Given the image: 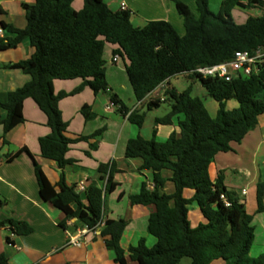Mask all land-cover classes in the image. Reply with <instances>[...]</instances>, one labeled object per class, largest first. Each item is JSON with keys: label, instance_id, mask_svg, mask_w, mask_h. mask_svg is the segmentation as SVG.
Instances as JSON below:
<instances>
[{"label": "trees", "instance_id": "obj_1", "mask_svg": "<svg viewBox=\"0 0 264 264\" xmlns=\"http://www.w3.org/2000/svg\"><path fill=\"white\" fill-rule=\"evenodd\" d=\"M74 1L34 0L32 5H24V28L1 23L2 28L15 33V37L0 41V49L16 47L26 38L34 48L29 58L8 64L31 78L9 92L6 101L0 102V110L7 111L5 118L0 115L3 141L6 142V134L24 120V100L32 99L45 114L50 128L47 135L39 138L41 156L54 161L59 169V180L53 185L36 161L34 174L40 197L64 213L59 225L65 228L67 220L76 218L88 229L100 227L104 195L116 187L113 165L107 170L104 187L96 182L86 187L85 203L75 185L65 179L63 169L73 161L66 156L69 144L98 138L105 130L103 126L89 136L76 138L65 134L67 123L62 119L58 102L87 86L95 94L107 92L116 112L138 126L143 124L147 110L162 102L168 104L169 111L163 117H156V124H168L172 117L181 116L178 135L173 132L166 139L158 140L154 129L152 138L138 135L126 143L125 158L140 159L137 170L152 172L156 182L155 191L145 187L129 195V199L132 204L154 207L147 220V230L157 241L148 247L141 238L126 252L120 239L128 221L106 219L100 230L106 248L114 253V261L128 264L129 258L137 264H178L182 258L189 257L190 264H209L219 258L225 264H264V252L256 257L249 254L255 228L253 216L246 211L241 196L226 188L223 172H219L214 182L209 176V165L216 154L232 151L233 145L240 143L264 114V63L249 76H237L228 81L191 73L199 66L229 61L235 51L264 47V0H222L218 12L209 8V0H196L197 16L182 0H173L183 20V35L167 20H150L142 27L134 26L130 10H112L103 0H83L79 10L74 8ZM236 6L259 8L261 13L238 24L231 14ZM107 44L113 46V55L126 59V73L137 101L143 100L161 83L186 73L197 78L208 96L218 103L216 116L209 114L200 97L191 94L190 87L178 91L169 85L164 90L163 100L149 101L146 110L131 109L108 89L104 59ZM74 78H81L82 82L71 93L53 92L54 79ZM230 99H235L238 106L226 109V101ZM81 113L86 120L96 116L88 105L81 108ZM25 150L21 148L8 154L6 159L11 161ZM166 172L171 173L169 179L175 185L172 194L159 192L167 180ZM185 188L194 190L191 198L183 196ZM221 194L230 202L229 206L220 198ZM263 196L264 181H259L257 212L264 211ZM192 203L206 219L195 227L188 219V206ZM4 204L5 200L0 199V207ZM0 227H8L16 235L33 230L27 221L14 218L0 220ZM0 264H7L4 254H0Z\"/></svg>", "mask_w": 264, "mask_h": 264}, {"label": "crops", "instance_id": "obj_2", "mask_svg": "<svg viewBox=\"0 0 264 264\" xmlns=\"http://www.w3.org/2000/svg\"><path fill=\"white\" fill-rule=\"evenodd\" d=\"M112 10L120 9L124 1L127 9L131 11V22L134 26L142 27L150 20L169 21L178 34H184L183 20L177 13L173 0H103ZM197 16L196 0H182ZM244 1V0H243ZM222 0H209V8L218 12ZM34 0H0V41L6 42L15 37V33L2 28L1 23L12 24L17 28L26 26L25 4L32 5ZM73 6L79 10L83 0H75ZM241 13L240 19L249 16H259V8L234 7L231 14ZM113 46L107 44L104 50L106 80L110 92L115 93L131 109L146 110L147 103L159 99L162 89L158 86L143 100L135 99L132 87L126 73V59L112 54ZM34 52L29 40L23 39L16 47L0 49V102L7 100L9 92L23 86L30 80V75L21 69L8 66L29 58ZM183 74V73H182ZM191 77L189 74L184 73ZM176 78V77H175ZM173 77L165 81L167 87L173 86ZM82 82L81 78L54 79L53 92L60 91L71 93ZM191 94L194 88L201 93L206 89L197 78L191 77L188 82ZM187 84V85H188ZM182 91L185 88L178 89ZM199 97V96H198ZM235 100V99H230ZM203 101V100H202ZM229 101V100H228ZM236 101V100H235ZM110 102L107 92L93 93L89 87H84L75 94H69L58 102V109L62 119L67 123L65 134L70 138L89 136L101 127L104 132L98 138H89L71 143L68 146L67 158L73 160L64 167V175L68 184H79L85 188L96 182L104 187L107 180V170L113 165V181L116 187L104 195L103 225L106 219L123 218L128 221L120 244L127 252L129 246L136 245L141 238L148 247L155 245L157 238L147 230V220L154 210L152 205L132 204L129 195L147 188L156 190V182L150 171H138L141 160L138 158L126 159L125 147L128 139L141 135L145 139L153 137L156 129V139L164 140L171 133L179 134L178 120L181 116H174L168 124H156L155 118L158 107L147 110L145 120L141 126L131 123L127 116L116 112L115 108H107ZM237 102V101H236ZM90 106L91 112L96 116L86 120L81 108ZM205 105V104H204ZM238 106V102L236 107ZM206 107V106H205ZM215 112L209 114L216 116ZM235 108V107H234ZM22 114L24 120L6 134L3 141V125L0 124V199L5 204L0 207V220L6 218L22 219L32 227V232L25 235H16L8 227H0V254L7 258V264H117L114 253L105 246V237L101 235V225L96 229H88L86 225L71 218L66 221V227L59 225L64 213L45 202L39 194L38 184L34 174V162L39 163L48 180L55 185L59 180V169L54 161L41 156L39 138L47 135L50 128L46 124L45 114L38 108L34 101L27 98L23 102ZM0 115L5 118L7 111L0 110ZM73 121L75 123H73ZM25 148L11 161L6 155ZM223 172V183L229 190H234L241 196L246 211L253 216L254 241L249 254L256 257L264 252V211L257 212L256 185L264 181V114L258 120V125L248 132L245 138L233 145V150L216 154L209 165V176L214 182L219 172ZM160 193L172 194L175 185L169 179L170 172ZM245 190V193H243ZM81 200L85 203V191L80 192ZM185 198H191L194 190L185 188ZM264 201V196H263ZM75 208L76 204L73 203ZM188 219L192 227L206 222L199 207L192 203L188 206ZM71 236H77L81 241L80 246L68 244ZM9 238V241L7 240ZM128 257V256H127ZM191 259L184 257L178 264H190ZM128 264H137L128 258ZM209 264H225L221 258Z\"/></svg>", "mask_w": 264, "mask_h": 264}, {"label": "built area", "instance_id": "obj_3", "mask_svg": "<svg viewBox=\"0 0 264 264\" xmlns=\"http://www.w3.org/2000/svg\"><path fill=\"white\" fill-rule=\"evenodd\" d=\"M121 10H128L127 5L124 1L120 3ZM118 56L115 55L113 60H117ZM261 63H264V47L258 46L251 50H238L234 52L233 58L229 61L220 62L217 64L209 65V66H199L191 73H196L202 77H219L223 78L224 80L228 81L233 77L237 76H249L253 71H256L257 66ZM165 82L161 83L159 86L162 89V93L159 97L160 100L164 99V90L166 86L164 85ZM115 108L113 102H109L107 108ZM85 186L81 183L77 186L76 191L78 193L85 191ZM245 193V190H243ZM220 198L223 200L226 206L230 205V202L224 196V194L220 195ZM68 244L74 246H80L81 241L77 236H71L68 239Z\"/></svg>", "mask_w": 264, "mask_h": 264}, {"label": "rangeland", "instance_id": "obj_4", "mask_svg": "<svg viewBox=\"0 0 264 264\" xmlns=\"http://www.w3.org/2000/svg\"><path fill=\"white\" fill-rule=\"evenodd\" d=\"M240 15H241V13H237L236 15L235 14H232V17H233L234 21L236 23H238V24L244 23L245 20H246V19L241 20L240 19ZM190 79H191V77H189L187 75L178 74V75H176V76L173 77L172 84L175 87H177L178 89H181V88H184V87L186 88L187 86L189 87L188 82L190 81ZM193 92H194L193 93L194 95L199 96L203 100V103L205 104L206 108L211 113L215 112V109L217 108V102L213 98H211L208 95H205L204 96L203 94H205V92H202L201 93L196 88H194V91ZM236 105H237V102L235 100L226 101V109H232V108L236 107ZM158 108L159 109H158V111L156 113V115L158 117H163L169 111V106H168V104L166 102L160 103L159 106H158ZM259 118H258V120H259ZM73 123H75V122L73 121Z\"/></svg>", "mask_w": 264, "mask_h": 264}]
</instances>
